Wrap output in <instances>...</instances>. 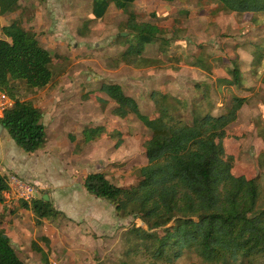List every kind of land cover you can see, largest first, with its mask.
<instances>
[{
    "label": "trees",
    "instance_id": "1",
    "mask_svg": "<svg viewBox=\"0 0 264 264\" xmlns=\"http://www.w3.org/2000/svg\"><path fill=\"white\" fill-rule=\"evenodd\" d=\"M103 3L102 13L109 5ZM121 9L136 0H111ZM174 1V0H165ZM224 10L238 12L252 22L264 18V0H216ZM20 0H0V13L16 12ZM98 14V13H97ZM123 31H128L126 36ZM0 39V91L12 101L0 116V124L26 153L45 147L47 131L43 113L32 100L20 95L22 83L40 89L54 79L53 53L44 47L36 32L13 20L2 27ZM118 40L127 48L117 61L141 67L156 62L143 56L146 44L158 43L167 52L170 38L147 21H138L130 12ZM262 49V48H260ZM259 50V48L257 49ZM255 63L264 64L263 52H257ZM195 65L210 72L212 67L204 58ZM231 79H220L227 85H241V69H230ZM101 91L114 103L112 114L127 118L134 114L151 135L144 141L147 163L139 168L137 184L122 186L112 182L105 172L95 171L83 177L85 189L92 195L113 203L121 216L134 215L144 226L129 230L131 250L149 255V264H172L185 251L196 252L203 260L220 264L254 263L264 259V209H259L261 187L257 178L237 175L233 169L236 154L227 144L228 127L239 116L248 98L233 96L231 104L221 114H201L195 110L193 120L174 115L176 96L159 90L153 93L156 113L144 114L136 98L128 95L119 83H104ZM104 134H120L112 124L89 125L82 130L85 142ZM10 191L8 176L0 170V202ZM23 207H30L36 224L56 217L60 212L51 200L33 197L18 199ZM173 223V226H169ZM34 248H39L34 244ZM0 264H25L0 231Z\"/></svg>",
    "mask_w": 264,
    "mask_h": 264
},
{
    "label": "crops",
    "instance_id": "2",
    "mask_svg": "<svg viewBox=\"0 0 264 264\" xmlns=\"http://www.w3.org/2000/svg\"><path fill=\"white\" fill-rule=\"evenodd\" d=\"M20 3L21 8L18 11L0 13V39L4 38L2 27L17 19L22 22L25 29L36 32L40 43L51 52L54 50L53 55L58 49L73 51L69 60L63 58L57 60L56 63L55 58L53 59V64L59 65V68L56 69V66L52 65L54 79L46 87L33 89L22 83V87L26 88L28 94L39 91L43 96L50 94L49 90L54 85L59 88L60 84L64 83L63 79L67 76L62 74L66 68L70 69L76 65L77 51L90 50L93 44L94 47L91 49H94L96 53L107 50L111 54L117 50L120 56L127 46L123 45L118 37L116 39L115 34L121 26L125 27L130 12L137 15L138 21L152 22L157 25L161 32L170 38L167 52L164 54L158 43L146 44L143 52L146 59L154 61L153 59L160 58L161 55L166 58L175 55L174 59H181L177 63L173 62L172 66L170 63L153 62L141 67H133L117 61L119 58L117 56L116 65H123L128 73H135L132 81L141 80L144 83L149 82L150 79L155 81L156 78H162L165 75L164 69H170L169 74L175 77L182 76L187 67L196 68L199 70L198 74L209 78L226 79L227 75L220 74L215 69L221 54H215L213 50L211 53L207 42L195 45L194 50L188 52V49L181 48L183 43L187 47L184 38L177 35L186 31L187 35L191 33L203 39L205 37L208 39L209 36H219L227 33L226 30L237 24L235 15H242L238 12L224 10L216 0H195L194 2L192 0H136L126 9L119 8L114 1L109 0L104 13H102L103 3L99 0H20ZM185 15L188 18H184ZM230 17L234 18L232 22L228 20ZM182 20H185L186 24ZM188 23L190 24L189 29ZM249 23L253 29L255 28L254 34L257 35V22ZM123 32L128 34V31ZM106 38H108L107 42ZM243 41L240 49L247 55L243 63L250 64L253 56L251 48L257 44V40L251 42L247 40V36H244ZM199 57L204 58L207 63H209L208 60L211 61L214 66L213 75L195 65ZM226 68L221 67L219 70L224 71ZM137 74H143V76L139 79ZM57 92L53 89L52 99H55ZM128 95L136 98L132 94ZM243 97L247 96L243 95ZM27 99L32 100L29 97ZM247 103L248 100L241 108L238 119ZM44 115L45 113H43V122ZM44 124L47 131L45 146H48V128L45 122ZM0 127L9 137L6 145H2L0 139V170L8 176L10 184V191L5 193V200L0 202V231H4L10 238L20 259L25 264H52L54 261L63 264H112L110 261L116 258L114 247L123 233V231L119 232V224L127 218L122 220L117 214L115 205L110 201L90 194L83 185V179L80 180L74 173L50 171L44 173L41 168L39 169L41 162L36 157L46 152V149L42 148L34 153L25 154L23 150L15 146L7 129L1 124ZM52 145V147H57L58 140L52 142ZM30 155L34 157L31 158ZM14 173L20 177L13 175ZM23 183L38 187L34 197H39V190H46L41 193V197L48 195L49 200L60 213L56 217L43 219L40 225L36 224V215L33 210L30 207H23L18 201L17 194ZM34 244L39 250L34 248Z\"/></svg>",
    "mask_w": 264,
    "mask_h": 264
},
{
    "label": "rangeland",
    "instance_id": "3",
    "mask_svg": "<svg viewBox=\"0 0 264 264\" xmlns=\"http://www.w3.org/2000/svg\"><path fill=\"white\" fill-rule=\"evenodd\" d=\"M235 17L237 24L226 30L227 33H222L219 36H209L208 39L207 37L203 39L189 32L187 35L186 31L177 36L181 35L180 37L184 38L187 47L185 43L179 44H182V49H188V52L193 51L195 45L207 42L211 53L213 50L215 54H221L215 69L231 79L230 69L237 65L242 73L241 85H227L213 77L209 78L206 75L198 74L199 70L193 67H187L182 76L175 77L169 74L170 69H164L165 75L162 78H156L155 81L153 79L146 83L141 80L132 81L135 73H128L126 67L116 65V60L119 57L117 50L111 54L107 50L96 53L94 49H91L94 47L92 44L90 50L77 51L76 65L70 69L66 68L62 74L67 76L66 79H63L64 83L60 84L59 88L54 85L49 90L50 94L43 96L39 91L28 94L26 88L22 87L20 95L25 99L31 98L42 113H45L44 122L48 128L49 144L44 147L46 152L36 157L41 162L39 169L41 168L44 173L47 171L74 173L80 180L90 172L101 171L105 172L108 178L118 185L129 186L138 183L139 168L148 161L144 141L151 135V130L136 115L127 118L113 115L111 110L114 104L108 101L103 105L100 101L102 98L110 100L106 93L101 92L100 87L104 83L117 82L123 85L126 93L132 94L138 99L142 112L148 116L156 113L153 93L160 89L170 92L177 98L174 115L190 122L195 116V110L201 114L212 112L216 115L224 111L234 95H245L248 97V103L242 110L239 119L228 127L230 138L227 146L236 154L234 173L258 179L261 187L258 207L264 209V64L255 63L257 52L262 51L264 56V18L257 22L256 35L254 34L255 28L250 26L249 22H252L250 19L244 15H235ZM184 18H188L187 15ZM230 18L228 20L232 22L234 18ZM182 21L186 24L185 20ZM189 28L190 24L188 23ZM122 29L124 27L121 26L115 34L116 39ZM244 36H247V40L251 42L257 40V44L251 48L253 56L250 64L243 63L247 56L240 49L244 43ZM107 39H105L106 42ZM202 39L203 41H201ZM258 48L259 50H257ZM72 53L71 49L56 50L55 62L63 58L69 60ZM173 56L175 55L166 58L161 55L160 58L153 60L159 64L170 63L172 66L173 62L181 61V59H174ZM81 62H85V64H81ZM86 62L88 63L86 64ZM208 62L212 66L210 73L213 75L214 66L210 60ZM54 66L56 69L59 68V65H55V63ZM221 67L227 68L223 71L219 70ZM137 76L140 79L143 74H137ZM53 89L58 91L55 99H52ZM101 124H112L120 134H104L94 141L85 142L82 129L89 125ZM8 138V135L0 127L2 145H6ZM56 140L59 145L52 147V142ZM13 142L17 148L22 150L14 140ZM22 152L28 154L25 151ZM30 157L34 156L30 155ZM17 177L20 176L17 175ZM45 191L39 190V197ZM118 216L122 220L127 219L119 224V232L123 231V233L114 247V257L116 256V258L110 262L112 264H149V255L143 251V245H141L140 251L134 252L131 250L132 242L128 241L129 230L134 225L144 226V228L147 226L134 215L121 216L118 214ZM169 226H173V223ZM172 264L220 263L207 262L196 252L185 251ZM239 264H264V259H258L254 263L246 261Z\"/></svg>",
    "mask_w": 264,
    "mask_h": 264
},
{
    "label": "built area",
    "instance_id": "4",
    "mask_svg": "<svg viewBox=\"0 0 264 264\" xmlns=\"http://www.w3.org/2000/svg\"><path fill=\"white\" fill-rule=\"evenodd\" d=\"M13 101L2 91H0V116L3 115L6 108L12 105ZM36 188L31 184H24L22 188L18 191L19 198L30 201L35 194ZM52 264H63L59 261H54Z\"/></svg>",
    "mask_w": 264,
    "mask_h": 264
},
{
    "label": "water",
    "instance_id": "5",
    "mask_svg": "<svg viewBox=\"0 0 264 264\" xmlns=\"http://www.w3.org/2000/svg\"><path fill=\"white\" fill-rule=\"evenodd\" d=\"M122 34H123L124 36H125V35H127V33H126V32H123ZM44 199H45V200H49V197H48V195H44Z\"/></svg>",
    "mask_w": 264,
    "mask_h": 264
}]
</instances>
